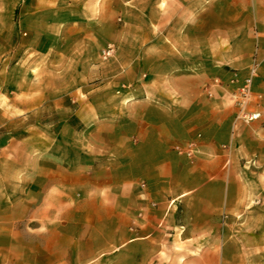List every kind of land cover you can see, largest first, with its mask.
I'll return each mask as SVG.
<instances>
[{"label": "crops", "instance_id": "crops-1", "mask_svg": "<svg viewBox=\"0 0 264 264\" xmlns=\"http://www.w3.org/2000/svg\"><path fill=\"white\" fill-rule=\"evenodd\" d=\"M239 1L264 18V0H0L11 111L52 114L35 152L26 128L0 154V264H124L141 256L126 245L157 257L178 240L196 262L264 264V57L261 116L244 123L229 91L242 74L200 40L221 18L235 28Z\"/></svg>", "mask_w": 264, "mask_h": 264}, {"label": "rangeland", "instance_id": "rangeland-1", "mask_svg": "<svg viewBox=\"0 0 264 264\" xmlns=\"http://www.w3.org/2000/svg\"><path fill=\"white\" fill-rule=\"evenodd\" d=\"M243 4L242 1L236 2L235 7L237 15L236 17L230 18L235 20V28H227L225 23L226 18H224V20L221 18L219 19L220 24L217 26L219 28H204L203 39H200L204 42V57L206 59L213 58L215 67L217 66L220 68L222 72L230 71L238 76L242 74V77L246 74L248 68L256 59V56H259V58L264 57V18L255 16L249 18L242 14L238 15L240 8L244 7ZM108 36H110V33H108ZM190 37L189 34V41L191 39L193 41L195 40ZM165 39L172 41L171 38L168 37ZM107 46H109V44L106 45V47ZM106 47H104V49ZM194 52V50H191V53ZM110 57L111 56L108 58ZM2 69H4L3 66H0V71ZM17 76L18 75H6L3 71L0 72V154H14L20 152V145L17 138L20 130L26 128L29 132L27 136L29 138V143L26 146L27 152H35L36 144L32 139L35 136L36 119H43L44 117L46 121L50 122L52 120L51 113H29L21 115L18 111H11L20 103V97L13 93L14 91L17 92ZM233 90L234 89L231 88L229 91ZM11 132L13 133L12 139L6 142L7 140L4 138ZM24 151L26 150L24 149ZM0 168H2V164ZM192 243L193 242L189 241L182 243L180 240L172 242L163 241L161 242V253L157 257H153L151 256V252H147V243H139L135 246L126 245L123 247L124 250H139L141 256L136 259L128 258L129 260L126 259L124 264H215V261L211 258H200L199 262L194 260V256L186 258L185 254H187V250L190 249ZM207 244L208 242L203 240L198 242L195 248L198 250H205ZM218 244L219 247H221V240Z\"/></svg>", "mask_w": 264, "mask_h": 264}, {"label": "built area", "instance_id": "built-area-1", "mask_svg": "<svg viewBox=\"0 0 264 264\" xmlns=\"http://www.w3.org/2000/svg\"><path fill=\"white\" fill-rule=\"evenodd\" d=\"M113 53V47L107 46L102 50L101 55L103 59H107ZM258 75V63L256 60L252 62L246 74L241 78L233 79L238 82L234 90L231 91L230 96L233 105L236 108L235 120L244 123L260 118L261 113L258 109L262 99L261 94H255L253 91V82ZM193 143L190 142L185 148L180 145H175L173 150L177 153L185 154L190 157L192 155Z\"/></svg>", "mask_w": 264, "mask_h": 264}]
</instances>
